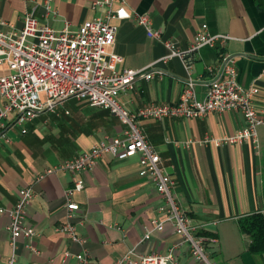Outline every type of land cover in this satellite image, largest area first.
I'll return each instance as SVG.
<instances>
[{"label": "crops", "instance_id": "0c3cea01", "mask_svg": "<svg viewBox=\"0 0 264 264\" xmlns=\"http://www.w3.org/2000/svg\"><path fill=\"white\" fill-rule=\"evenodd\" d=\"M43 1L0 0V28L21 27L22 16L30 8L39 24L70 30L103 11L91 8L95 0H52L49 11ZM125 3L128 10L146 15L150 26L160 31L159 38L148 37L133 17L114 21L116 31L108 48L120 57L116 67H144L145 72H152L149 78L137 75L130 87L118 90L117 99L127 110L150 101H175L188 79L193 80L195 97L200 99L208 81L219 73L222 52L234 58L236 81L257 87L253 103L264 116V0ZM202 24L208 32L227 33L230 38L221 45L196 48L187 66L178 56L160 58L167 52L165 39L184 49ZM138 124L159 154L163 171L173 179L178 206L191 223L201 224L200 233L216 238L204 244L209 260L213 264H264V250L248 249L249 236L237 222L241 215L264 210V124L255 126V146L247 140L218 145L201 141L205 135L219 137L240 128L243 119L234 109L199 118H140ZM123 125L107 109L68 97L54 111L37 113L25 123L23 133L15 126L7 127L9 141L0 140V207L12 205L18 187L30 186L33 196L25 215L35 230L28 239L16 238L13 264H79L73 256L62 260L63 249L85 252L86 264H111L127 249L165 252L172 244L177 264H198L167 221L161 230L153 229L142 238L150 221L163 219L164 213L158 210L162 198L151 179L137 173V153H102L91 168L80 171L83 187L73 199L81 243L70 241L57 229L64 213L63 190L73 173L57 170L37 175L99 139L120 136ZM7 223V214L0 211V264L12 252ZM27 241L35 250L25 246Z\"/></svg>", "mask_w": 264, "mask_h": 264}, {"label": "built area", "instance_id": "2783aa9c", "mask_svg": "<svg viewBox=\"0 0 264 264\" xmlns=\"http://www.w3.org/2000/svg\"><path fill=\"white\" fill-rule=\"evenodd\" d=\"M31 2L32 0H22ZM52 0H44L46 11L52 9ZM91 8H103V11L91 19L82 21L74 30L66 26L54 29L39 24L33 16V8L26 11L21 19V27L0 28V140L8 142L5 130L15 126L20 133L26 131L25 123L40 111H54L58 103L68 97L83 100L88 105L107 109L116 115L123 125L120 136L99 139L85 150L63 158L48 165L37 176L45 172L68 170L73 173L70 184L63 190V219L57 229L63 232L70 241L81 243L74 225L76 202L73 194L83 187L80 171L91 168L102 153L112 156L137 153V173L147 176L154 184L155 190L162 198L158 210L164 213L163 219H152L151 225L144 229L142 238L149 237L150 232L161 230L164 222L171 224L173 231L185 242L190 255L198 264H213L205 251V241H215L214 236L199 232L201 224H193L190 217L178 206L173 193V179L159 164V154L147 141L141 130L138 119L163 117H202L208 112L237 110L243 124L233 134L219 137L205 135L201 141H212L215 145L222 143L249 141L257 144L255 126L264 124V116L257 112L253 96L258 91L254 85L243 86L235 79L234 58L220 52L222 65L219 73L206 84L203 97H195L193 80L188 79L182 87L178 98L172 102H147L134 110H127L117 99V92L130 87L137 75L145 78L151 71L144 67L117 68L120 57L108 47L113 43L117 21L133 17L134 22L145 28L148 37L159 38L160 31L150 26L144 14H137L126 8L125 0H95ZM230 35L223 32H208L201 25L184 49L165 39L167 52L161 59L172 56L180 57L186 66L191 53L201 45H221ZM149 66V65H148ZM64 112H67L64 110ZM189 140L184 141V144ZM33 196L28 185L17 188L14 202L4 211L8 217V242L11 254L3 264H13L15 240L18 236L28 239L34 234L33 226L27 223L25 207ZM25 246L35 250L28 241ZM175 244L167 247L165 252H135L127 249L117 256L111 264H177L173 255ZM85 252L61 251V259L73 256L79 264H86Z\"/></svg>", "mask_w": 264, "mask_h": 264}, {"label": "trees", "instance_id": "16d2710c", "mask_svg": "<svg viewBox=\"0 0 264 264\" xmlns=\"http://www.w3.org/2000/svg\"><path fill=\"white\" fill-rule=\"evenodd\" d=\"M238 227L249 236L248 249L264 250V210L246 213L237 218Z\"/></svg>", "mask_w": 264, "mask_h": 264}, {"label": "rangeland", "instance_id": "374dc122", "mask_svg": "<svg viewBox=\"0 0 264 264\" xmlns=\"http://www.w3.org/2000/svg\"><path fill=\"white\" fill-rule=\"evenodd\" d=\"M7 69H5V68H1L0 69V72H5Z\"/></svg>", "mask_w": 264, "mask_h": 264}]
</instances>
